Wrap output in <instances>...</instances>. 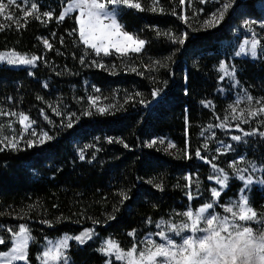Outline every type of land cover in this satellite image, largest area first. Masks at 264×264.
Segmentation results:
<instances>
[{"label": "trees", "instance_id": "1", "mask_svg": "<svg viewBox=\"0 0 264 264\" xmlns=\"http://www.w3.org/2000/svg\"><path fill=\"white\" fill-rule=\"evenodd\" d=\"M68 1L35 0L39 20L35 14L25 16L20 8L0 14V51L40 57L32 73L0 64V98L13 97L26 110H47L52 93L59 89L66 105L79 113L76 125L53 126V139L41 146L0 149V235L10 237L7 229L29 226L34 240L28 264H40L37 254L46 237L78 234L85 228L95 229L98 239L111 236L128 248L133 240L129 232L143 235L150 230L149 222L189 205L197 208L211 197L210 163L195 156L201 149L196 143L198 124L224 107L217 66L232 53L238 16L264 14V0H235L215 27H206L204 16L213 9L210 3H199L200 13L179 0H156L158 10L153 12L149 1L143 0L144 10H124L120 20L128 32L146 40L144 49L127 56L115 52L97 56L79 41L78 31L69 35L78 29L76 13L58 22ZM47 11L53 14L51 20L42 15ZM184 34L187 38L181 45L177 40ZM44 39L51 50L45 48ZM237 68L242 85L264 100V59L237 60ZM84 80L107 91L111 99L104 113L87 115L78 107L71 86L81 89ZM95 136L101 140L99 151L81 160L74 140ZM157 136L171 138L181 156L146 146ZM255 140L264 181V137ZM197 167L203 189L189 201L185 177ZM240 187L239 181L230 184L220 200L236 196ZM252 204L257 213L264 212V183L252 190ZM9 247L10 243L0 245V252ZM69 255L75 264L106 261L97 239L85 244L73 241Z\"/></svg>", "mask_w": 264, "mask_h": 264}, {"label": "snow or ice", "instance_id": "2", "mask_svg": "<svg viewBox=\"0 0 264 264\" xmlns=\"http://www.w3.org/2000/svg\"><path fill=\"white\" fill-rule=\"evenodd\" d=\"M21 2L28 5L30 9L24 12L25 16L35 14L37 20L41 19L37 3L32 2V0H21ZM179 2L180 4H184L185 0H179ZM17 3L18 0H7V3L0 2V14H3L9 6L16 5ZM110 6L113 8L126 6L128 9L144 10L141 3L134 2V0H73V3L61 12L58 17V22H63L68 12L74 9L79 10V15L75 17V23L78 29L73 28L69 35H73L78 31V39L87 49H91L97 56L101 54L103 56H109L112 54V50L121 56H127L129 53H140L145 47V40L125 30L122 23L118 20L117 13L112 11ZM230 7L231 0L230 3L224 4L223 10L218 14L213 13L210 19L204 21L205 26L215 27L224 18L225 12ZM150 10L156 12L158 9L153 6ZM159 10L163 11V9ZM42 15L49 20L53 17L51 11L44 12ZM181 18L187 22L186 17ZM8 19H12V17L9 16ZM252 23H255V21L249 23L250 31ZM261 27H264V24H261ZM169 38L173 39L172 37ZM186 38L187 34H184L178 38L177 42L182 45L185 43ZM247 43L248 41H245V44ZM258 43L259 41L256 39L251 41L250 51L253 56L256 55ZM43 44L45 48L52 49V45L47 39L43 40ZM243 52H245V48L242 45L237 55ZM38 59L40 57L36 55L27 57L16 52L7 54L0 53V61L6 62L8 65H34ZM83 62L82 58L81 63ZM93 63L95 64L97 62L93 61ZM97 66L104 68L103 64H97ZM219 67L224 75H231L225 63L221 62ZM131 71L135 72L136 69L132 68ZM153 95H156V93H153ZM98 99L99 97H89V102L95 105ZM247 99L251 102L253 98L249 96ZM256 103L260 107L258 109L247 110L249 117L264 114V101H256ZM53 111L56 110L53 109ZM98 111L104 113L106 109L100 108ZM231 111L235 113L236 108L232 107ZM56 114L60 115L58 111H56ZM85 114L91 115V113ZM0 115H9V113L0 112ZM11 115L16 116L17 114L11 113ZM72 115L75 114L73 113ZM244 117L245 111L242 110L240 115H233L232 119L242 120L243 123H248V119ZM227 119L228 117L224 118L225 121ZM19 123L23 126V131H27L32 127L34 121H30L28 115L20 113ZM261 123H264V121ZM225 126L226 124L224 122L217 125L220 128H224ZM69 127H71V124H69ZM211 127L212 125H209V128ZM236 128L240 130V125L237 124ZM257 132V129H253L251 132H245L244 135H255ZM32 135H36V133L33 132ZM259 135L264 136V132H259ZM52 139L47 132H44L38 142L42 144ZM231 139L239 141L241 140V136L234 135ZM5 140H7L8 146L12 149L17 148L15 137L11 140L8 137H4V139H0V144L4 143ZM154 143L156 142L153 141ZM160 143H164V141H160ZM33 144L34 141H28L29 147L33 146ZM169 147L173 148L175 145L169 144ZM208 147L209 145L207 143L203 145L205 150ZM226 147L230 148L231 145ZM216 152L220 153L221 149L217 148ZM185 156L189 159L191 158L187 156V153H185ZM195 156L207 161V157L202 156L201 149L199 148L196 149ZM84 158V155L81 154L80 159L83 160ZM207 162L211 163V161ZM234 166L235 161L230 167ZM212 169L217 175L215 177L209 176L208 179L210 181L215 180L218 187L211 188V196L213 198H219L222 192L226 190L230 177L223 168H218L215 163H212ZM247 171V168H235L233 177L231 178H238L242 182L243 187L239 189V193L241 194L238 198L230 200V206H224L222 208L223 215L213 211L217 206L216 203H205L195 210L189 208L184 211L181 214L185 218L183 222L179 224L174 222L170 223L167 225V231L161 230L156 232L155 235L160 238V242L148 239L140 242L144 245L143 247H139L136 243H133L129 249H124L120 244L109 240L106 246L101 248L100 251L105 253V255H114L115 260L122 262V264H247L251 254L249 246H252V251L257 256L264 258V214H261L262 218L257 219L258 213L254 210L250 197L246 194L247 189L254 182L251 176L244 175ZM185 179L189 182L187 187H191L192 178L188 176ZM261 183H264V181H261ZM155 186L163 190L161 184H156ZM198 186L199 183L197 182ZM120 195L124 200L128 199L126 193H121ZM187 198L189 201H192L195 197L192 192H188ZM112 218L114 219L115 217ZM42 222L48 223V221ZM252 223L258 225L255 230L251 226ZM156 227L158 229L161 228V224H156ZM6 231L11 235L10 237L0 235V245L10 243L11 251L4 252L2 255L9 257L8 264H12V261H23L25 264H28L29 242L34 239L30 235V229L25 224H20L18 230L7 229ZM185 233L187 234L185 235ZM92 235V230L87 229L80 235L63 237L54 247H49L43 251L40 257L41 264H50V262L66 260L65 250L69 247V240L74 239L83 244L86 240H90ZM128 235L133 236L134 233L129 232ZM173 237H180V240L177 241Z\"/></svg>", "mask_w": 264, "mask_h": 264}, {"label": "rangeland", "instance_id": "3", "mask_svg": "<svg viewBox=\"0 0 264 264\" xmlns=\"http://www.w3.org/2000/svg\"><path fill=\"white\" fill-rule=\"evenodd\" d=\"M148 1L151 6H156V2H157L156 0H155V3H154V0H148ZM234 1L235 0H231V4ZM0 2L7 3V0H0ZM32 2H35V0H32ZM134 2H139L142 5L143 0H134ZM72 3H73V0L68 1L63 6L61 12H63L65 8H68V6L71 5ZM199 3L201 4L210 3L213 5V9L204 16L205 21H206L211 18L213 13L218 14L221 10H223L224 4L230 3V0H185L184 5L185 6L187 5V7H189V9L191 10L198 9L199 12L202 13L203 8L197 7ZM261 5L263 6V9H264V3H262ZM14 8H20L21 10H25V11L30 10L28 5L22 3L21 0H18V3L16 5L9 6L6 9L10 10ZM110 9L117 13L118 20L119 22H121L120 20L121 12L124 10H127L128 8L126 6H119L115 8L110 6ZM136 10H139V9H136ZM73 13H76V15H79V10L74 9L68 12L66 16L71 15ZM238 17L240 18V22L235 26L234 31H233L234 42H233V47H232L233 48L232 53L224 56L220 60L217 66V69L219 72L218 91L220 95L225 99L224 107L220 110V112H214L212 118H210L208 122H205L204 124H198L199 132H198V139L196 140V143H198L201 147L202 156H206L207 161H211L210 176L215 177L217 175V173H215L212 169V163H215L218 168H223L225 172L229 175L230 180L226 186V189L228 188L230 184L236 181H239L241 183V187H243L242 182L238 178H231V177H233L235 168H239V169L247 168L248 169V171L244 173V175L251 176L254 182L247 189L246 194L250 197L251 205L253 206L252 190L255 187H259V188L263 187V183H261V181H263L262 180L263 166L257 160L256 151L259 146H258V142L255 139L258 137L259 132H264V123H261L262 121H264V114L257 115L255 117H249L247 115V110L258 109L260 105L257 104L256 101H264V100L252 95L242 85L237 75V72H238L237 60L248 59L251 61H257V60L264 59V27H261V24H264V14L261 17H256V16L248 15L246 13H242ZM252 21H255V23L251 24V31H250L249 23ZM246 22H249V23H246ZM122 25L124 27L123 23ZM129 33L134 34L131 32ZM253 39H256L259 41L255 56H253L250 51L251 41ZM245 41H248V43L245 44ZM242 45L245 48V52L241 53L240 55H237V53L240 52V47ZM10 52H16V51L14 50L0 51V53H4V54L10 53ZM112 52H114V50H112ZM16 53L27 56V57H31L32 55H34V54H26V53H20V52H16ZM38 60L36 61L34 65H8L6 62H3V61H0V64L13 67V68H28L30 70V73H32L33 69L38 65ZM221 62L227 65L228 70L231 72V75H227V76L224 75V73L221 71L219 67ZM71 90H72V93H74V97L76 98L78 107H81V109L86 111V113L96 112L100 108H106L109 105V101L111 99L109 95L107 94L106 90H103L100 87L96 86L90 80H84V85L81 89H79L78 86L76 85H72ZM56 91L52 93V99L49 100L47 103V110L42 109V108L40 110H37V108L35 109L30 108V110H26L18 102V100L13 97H9L7 99L0 98V112L9 113V115H0V139H4V137H8V139L11 140L13 137H15L17 148L18 147H29L28 145L29 140L34 141L33 146H41L47 141H45L42 144L39 143L38 141L40 139V136L44 132H47L48 135L51 136L50 132L53 126L63 125L64 127H69V124H71V126L76 125L77 124L76 119H78L79 113L75 110H72L70 107L66 105L65 101L63 100L64 99L63 95L59 93L61 90L57 89ZM249 96L253 98L251 102H249L247 99ZM89 97H99V99L96 100L95 105H92L89 102ZM208 104L209 102L206 103V105ZM232 107L236 108L235 113H232L231 111ZM53 109L58 111L60 115H57L56 111H53ZM242 110L245 111L244 118L248 119L249 121L248 123H243L242 120L232 119L233 115H240ZM11 113H16L17 115L13 116L11 115ZM20 113H24L28 115L30 118V121H34V123H32V127L28 129L27 131H23V126L20 125L19 123ZM73 113L75 115H72ZM225 117H228L227 121L224 120ZM222 122H224L226 126L224 128L217 127V125H219ZM237 124L240 125V130L236 128ZM209 125H212V127L209 128ZM253 129L258 130L257 134L249 135V136L244 135L245 132H251ZM33 132H35L36 135H32ZM234 135L241 136V140L239 141L232 140L231 137ZM153 141H155L156 143L153 144ZM160 141H164V143H160ZM100 142L101 140L97 136L91 137L89 139L78 137L76 138V140H74V147L79 156L83 154L84 157H87V156H92V155L97 154V152L99 151ZM206 143L209 145V147L208 149L205 150L203 148V145ZM169 144H173L175 145V147L170 148ZM228 145H231V147L230 148L226 147ZM146 146L155 147L156 149L165 151L166 153H170L175 156H181L182 154L180 149L177 147L176 143L167 136H157L150 141H146ZM4 148H11L10 146H8L7 140H5L4 143L0 144V149H4ZM217 148L221 149L220 153L216 152ZM197 161L202 162L203 160L197 158ZM234 161H235V166L230 167V165H232ZM188 176L192 178V186L188 187V192H192L193 195L195 194L199 195L201 190L203 189V180H202V176L200 173V167H197L193 172L192 171L187 172L186 177ZM211 181L213 182V185L210 187V193H211V188L218 187V185L215 183V180H211ZM197 182L199 183L198 187H197ZM224 191L222 193H224ZM240 194L241 193H239L238 191L236 196L229 197L227 200H225V202H222L220 200V197L213 198L211 196L209 199H207L203 204H201L197 208L203 206L205 203L213 202L217 204V206L213 209V211L217 214L223 215L224 213L222 211V208L224 206H230L229 201L237 199ZM189 208H192L193 210L197 209L189 205L183 211H173L171 215L167 218L159 219L154 222H149L148 226L150 230L143 235H138V233L133 232L134 235L131 236L133 239L132 244L136 243L139 247H143L144 245H142L140 242L146 241L148 239H153V240L160 242V238L155 235L156 232L161 231V230L167 231V225L170 223L174 222V223L179 224L183 222L185 218L182 217L181 214L184 211L188 210ZM254 210L256 211L255 208ZM261 214H264V212ZM261 214L258 213L257 219L262 218ZM228 215L230 216V214ZM156 224H161V228L158 229L156 227ZM251 226L254 228V230L258 227L256 223H252ZM27 227L29 228V226ZM87 229L92 230L93 235L90 240H86L83 244L87 243L88 241L97 239L99 242V250L105 247L107 241L109 240L114 241L119 244V242L111 236H104L98 239V232L93 228H85L78 234L64 233L57 237H46L44 241L40 244V250L37 254L39 263L41 264L40 257L42 256L43 251L47 250V248L54 247L55 244L58 243L65 236L74 237L76 235H80L82 232H84ZM186 234L187 233H185V235ZM30 235L34 238V236L31 233V230H30ZM173 238L176 239L177 241L180 240V237H173ZM33 240L29 242V247L31 243L33 242ZM73 241L81 244L80 242L74 239L69 240L68 241L69 247L67 250H65L66 260L50 262V264H75L69 255V250L71 247V243ZM131 245L128 248H124V249H129ZM10 251H11V245L6 251L0 252V264H8L9 257L2 255V253L10 252ZM103 254L105 255V253ZM105 256H106V261L103 264H122V262L115 260L114 255H105ZM16 263H25V262L12 261V264H16Z\"/></svg>", "mask_w": 264, "mask_h": 264}, {"label": "clouds", "instance_id": "4", "mask_svg": "<svg viewBox=\"0 0 264 264\" xmlns=\"http://www.w3.org/2000/svg\"><path fill=\"white\" fill-rule=\"evenodd\" d=\"M249 251L251 254H250L249 261L247 262V264H264V258L257 256L252 251V246H249Z\"/></svg>", "mask_w": 264, "mask_h": 264}]
</instances>
